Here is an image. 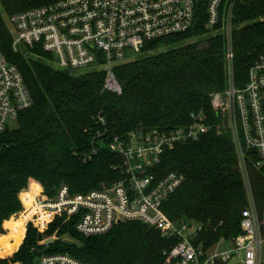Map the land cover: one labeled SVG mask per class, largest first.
Returning <instances> with one entry per match:
<instances>
[{"label":"trees","instance_id":"trees-1","mask_svg":"<svg viewBox=\"0 0 264 264\" xmlns=\"http://www.w3.org/2000/svg\"><path fill=\"white\" fill-rule=\"evenodd\" d=\"M50 2L0 0V8L13 15ZM203 3L205 9L207 2ZM235 14L234 70L241 86L264 54V0H239ZM205 24L204 12L191 32L150 43L137 60L117 66L114 72L122 87L118 95L104 90L103 73L75 76L49 65L52 55L35 50L31 52L40 59L27 60L22 52H15L0 12L3 52L21 71L34 102L20 113L15 129L0 135V248L23 233L18 246L9 244L0 253V264H38L41 256L58 254L83 264H170L166 253L173 242L140 222L86 237L75 230L77 218L57 217L40 233L27 222L39 215L40 206L55 207L39 202L42 188L36 183L23 191L35 181L50 198L62 186L73 195L87 194L121 178L123 162L108 147L113 137H126L137 129L172 130L189 123L192 113H204L217 122L211 95L226 88L225 43L219 35L205 39L210 34ZM192 38L199 42L181 45ZM248 167L264 222V174L251 164ZM157 169L159 178L170 172L185 177L163 206L171 220L203 223L208 246L242 234L248 198L230 135L211 131L180 145L163 156ZM21 200L26 207L23 213ZM56 231L57 239L42 245Z\"/></svg>","mask_w":264,"mask_h":264},{"label":"built area","instance_id":"built-area-1","mask_svg":"<svg viewBox=\"0 0 264 264\" xmlns=\"http://www.w3.org/2000/svg\"><path fill=\"white\" fill-rule=\"evenodd\" d=\"M203 1L207 2L204 9ZM239 0H51L30 10L8 15L15 52L42 51L54 57L57 69L81 74L103 73L104 90L121 95L115 68L133 62L150 43L194 30L205 12L206 27L225 43L226 88L211 95L218 121L192 113L189 123L172 130L137 129L115 136L108 147L123 165L118 181L102 184L87 194L73 195L62 186L54 199L40 193L56 216L77 218L75 230L86 237L103 235L116 225L140 222L155 228L173 246L170 264H264V222L258 212L249 164L264 174V54L250 67L246 81L237 85L233 34ZM132 52L133 59H128ZM57 59V61H56ZM33 98L18 67L10 63L0 42V135L10 130ZM100 123L106 122L101 117ZM211 131L231 136L248 206L242 212V234L206 245L207 227L194 220H171L163 206L184 184L185 177L170 172L158 177L163 156ZM21 199V198H20ZM36 218V220H35ZM35 213L27 222L38 227ZM36 223V224H35ZM227 245L226 249L223 246ZM38 264H83L69 255H43Z\"/></svg>","mask_w":264,"mask_h":264},{"label":"rangeland","instance_id":"rangeland-1","mask_svg":"<svg viewBox=\"0 0 264 264\" xmlns=\"http://www.w3.org/2000/svg\"><path fill=\"white\" fill-rule=\"evenodd\" d=\"M0 12H1V14H2V17H3V20H4V23H5V25L7 26V28L9 29V31H13V26H12V24H11V21H10V18H9V16L6 14V13H4V10L2 9V8H0ZM213 36V34H209L205 39H208V38H210V37H212ZM199 39H194V38H192V39H190V40H187V41H184V42H181V45H186V44H190V43H197V42H199L198 41ZM201 40H203V39H200V41ZM180 45H178V46H176V47H179ZM22 52V54H23V56L27 59V60H37V59H40L38 56H36V54L35 53H33V52H28V51H26V50H22L21 51ZM134 58V55H133V53L132 52H128V59H133ZM42 60V59H41ZM44 60V59H43ZM45 61V60H44ZM49 65H51L52 67H56V65H55V63H49ZM73 75H75V76H79V75H81V72L80 71H78V72H73ZM17 122H13L11 125H10V130H12V129H15L16 127H17ZM31 182V181H30ZM42 187V186H41ZM30 189V187H28V189H26L24 192H26V191H28ZM42 191H41V193H43L42 195L46 198H49L50 200H52V199H54V197H52V198H50L49 196H47L46 194H45V190L43 189V187H42V189H41ZM23 193V192H22ZM22 193L20 194V196L22 195ZM22 201V200H21ZM22 204H23V211L21 212V213H23V212H25L26 211V207H25V205H24V203H23V201H22ZM53 209L50 207V206H45V205H43V206H40L39 207V217H40V219H39V224H40V228L41 229H44L45 228V226H46V224H47V222L50 220V217H51V214L53 213ZM21 213H19V214H17V215H15V216H13V217H17V216H19ZM57 217H60V216H56L52 221L54 222L55 220H56V218ZM35 220H36V218H35ZM30 221V220H29ZM31 222V221H30ZM52 222V223H53ZM33 224V223H32ZM36 224V223H35ZM37 225V224H36ZM33 226L35 227V225L33 224ZM49 226H50V224L48 225V227L44 230V231H47V229L49 228ZM39 231V230H38ZM9 232V231H8ZM44 233V232H43ZM57 233H58V231H56V233L54 234V236L53 237H51V238H48V239H46V240H44L43 242H45V241H47V240H49V239H53L54 241L57 239ZM22 238H23V233H22V231H20L19 233H17L15 236H13L6 244H4L1 248H0V253H3L4 251H5V249H6V246L7 245H9V244H12V245H15V246H18L19 245V243L21 242V240H22ZM42 242V243H43ZM226 247H227V245H224L223 246V248H222V250L223 249H226Z\"/></svg>","mask_w":264,"mask_h":264},{"label":"water","instance_id":"water-1","mask_svg":"<svg viewBox=\"0 0 264 264\" xmlns=\"http://www.w3.org/2000/svg\"><path fill=\"white\" fill-rule=\"evenodd\" d=\"M56 61H57V59H56ZM53 242H54L53 239H49V240L43 242L42 245H50V244H52Z\"/></svg>","mask_w":264,"mask_h":264},{"label":"crops","instance_id":"crops-1","mask_svg":"<svg viewBox=\"0 0 264 264\" xmlns=\"http://www.w3.org/2000/svg\"><path fill=\"white\" fill-rule=\"evenodd\" d=\"M33 182L36 183V184H38V185L41 187V185H40L39 183L35 182V181H31L30 184H29V187L31 186V184H32ZM41 188H42V187H41ZM23 192H24V191H23ZM5 228H6V227H5Z\"/></svg>","mask_w":264,"mask_h":264}]
</instances>
